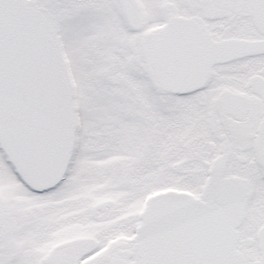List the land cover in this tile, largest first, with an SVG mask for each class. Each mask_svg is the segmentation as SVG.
<instances>
[{"label": "snow or ice", "instance_id": "6c2138e0", "mask_svg": "<svg viewBox=\"0 0 264 264\" xmlns=\"http://www.w3.org/2000/svg\"><path fill=\"white\" fill-rule=\"evenodd\" d=\"M0 264H264V0H0Z\"/></svg>", "mask_w": 264, "mask_h": 264}]
</instances>
